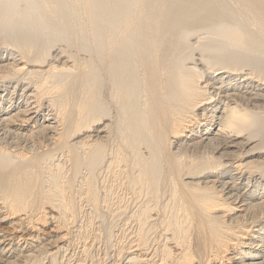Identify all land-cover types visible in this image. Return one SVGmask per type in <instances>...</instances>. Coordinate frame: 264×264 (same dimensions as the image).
Returning <instances> with one entry per match:
<instances>
[{
	"label": "bare ground",
	"instance_id": "1",
	"mask_svg": "<svg viewBox=\"0 0 264 264\" xmlns=\"http://www.w3.org/2000/svg\"><path fill=\"white\" fill-rule=\"evenodd\" d=\"M0 264H264V0H0Z\"/></svg>",
	"mask_w": 264,
	"mask_h": 264
}]
</instances>
